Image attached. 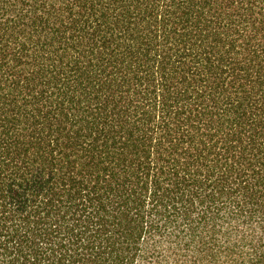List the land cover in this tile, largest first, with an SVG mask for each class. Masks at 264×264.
I'll list each match as a JSON object with an SVG mask.
<instances>
[{
  "label": "trees",
  "instance_id": "obj_1",
  "mask_svg": "<svg viewBox=\"0 0 264 264\" xmlns=\"http://www.w3.org/2000/svg\"><path fill=\"white\" fill-rule=\"evenodd\" d=\"M0 264H264V0H0Z\"/></svg>",
  "mask_w": 264,
  "mask_h": 264
}]
</instances>
